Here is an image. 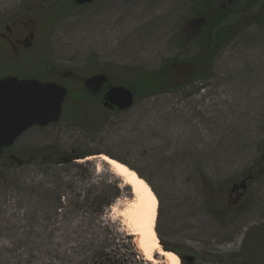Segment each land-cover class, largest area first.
<instances>
[{
  "label": "rangeland",
  "instance_id": "obj_1",
  "mask_svg": "<svg viewBox=\"0 0 264 264\" xmlns=\"http://www.w3.org/2000/svg\"><path fill=\"white\" fill-rule=\"evenodd\" d=\"M205 2L236 10L249 3L208 73L137 95L122 112L94 101L102 84L93 91L86 81L103 67L112 85L133 90L168 59L197 55L198 23L189 24ZM71 3L0 0V31L35 34L30 52L18 55L16 37H0V76L58 81L73 95L58 123L31 127L0 152V264H153L124 229L120 209L132 187L98 157L104 153L152 186L166 250L195 264H264V0ZM241 181L247 187L232 192ZM117 182L120 195L101 205Z\"/></svg>",
  "mask_w": 264,
  "mask_h": 264
},
{
  "label": "trees",
  "instance_id": "obj_2",
  "mask_svg": "<svg viewBox=\"0 0 264 264\" xmlns=\"http://www.w3.org/2000/svg\"><path fill=\"white\" fill-rule=\"evenodd\" d=\"M204 4L205 5L203 13L201 14L202 16L198 19V22L197 19L191 20V23L188 22L190 23L189 25L198 23L197 27L199 34L198 36L200 37V51L190 60L168 59L164 67H162L161 69L153 72H148L151 75L150 78H148L149 76H146V78H143L141 76L136 78L135 86H133V90L136 96L138 95L140 97H147V95L156 94L159 91H166L170 88L178 89L181 86L191 82V80H193L194 78L200 77L202 75L200 73L201 71H206L208 73V70L212 66L213 56L218 47L222 46V44L226 43L231 37H233L236 22L237 20L241 19V17L239 16H242L241 13L249 8V3L245 4L241 10H236L233 6L220 7L211 5L207 2H205ZM72 6H74V3L73 5L72 3L69 5V7ZM107 69L108 68L103 67L101 70V74L91 76L90 79L86 81V85L93 91L96 89L95 84H102V86H100L102 87L101 91L95 93L96 97H92L97 103H100L101 101L102 92L106 88H110L113 86L112 83L115 76L111 73L109 74L110 76L106 74V71H108ZM139 73L144 74L145 76L146 72L142 69H139ZM85 95L87 97H90L92 94H90L89 91L86 90ZM72 96V94L69 95V97ZM86 96L74 95V99L78 101L82 99H90ZM2 151L4 150H1L0 152ZM78 158L82 159L81 156H75L70 160ZM58 162L60 163L64 161L60 160ZM118 185V182L113 185L114 190L112 194L103 196L105 199L102 200L101 205L107 207V205L111 204L115 199H117V197L121 193L120 186ZM164 247L166 249L169 248L167 246ZM179 254L182 255L181 253Z\"/></svg>",
  "mask_w": 264,
  "mask_h": 264
},
{
  "label": "water",
  "instance_id": "obj_3",
  "mask_svg": "<svg viewBox=\"0 0 264 264\" xmlns=\"http://www.w3.org/2000/svg\"><path fill=\"white\" fill-rule=\"evenodd\" d=\"M87 5L95 0H72ZM68 88L54 81L6 76L0 79V150L12 146L28 128L58 123ZM135 102L127 86L113 85L102 96L101 105L109 110L125 111Z\"/></svg>",
  "mask_w": 264,
  "mask_h": 264
},
{
  "label": "bare ground",
  "instance_id": "obj_4",
  "mask_svg": "<svg viewBox=\"0 0 264 264\" xmlns=\"http://www.w3.org/2000/svg\"><path fill=\"white\" fill-rule=\"evenodd\" d=\"M98 157L109 164L114 174L119 175L126 185L132 187V199L121 207L120 215L123 219L124 229L133 236L136 251L153 264L159 263L155 257L156 253L161 256L164 264H182L179 255L174 251L163 249L159 240L155 229L159 201L152 186L128 164H124L106 153L99 154ZM104 157H108V159L105 160ZM113 161L115 163H112ZM117 165H122V168H118ZM114 210L116 209L114 208Z\"/></svg>",
  "mask_w": 264,
  "mask_h": 264
},
{
  "label": "flooded vegetation",
  "instance_id": "obj_5",
  "mask_svg": "<svg viewBox=\"0 0 264 264\" xmlns=\"http://www.w3.org/2000/svg\"><path fill=\"white\" fill-rule=\"evenodd\" d=\"M12 36L14 38L16 37V40L11 41V46H12V50L14 52H16L17 55L20 53V49H22V48L29 50V52H30V49L33 48L34 42H35V34L33 32L29 36L19 38L20 34H19V31L17 30V27H15V26L14 27L9 26V27H6L3 31H0V37H2V38L8 37L9 39H13ZM0 51H2V53H3L2 46H1V50ZM12 55H15V54H12ZM6 56H8V55H6ZM7 68L10 69L9 63H8ZM6 76H16V77H18L17 75H15V73H12V74L11 73H5V74H2L0 76V79L3 78V77H6ZM29 77H31V76L23 77V78H29ZM18 78H20V77H18ZM107 89H109V88H106L104 91H106ZM245 187H247V184L245 183V181L244 182L241 181V185L239 187L238 186H234L231 191L235 192L238 188L240 189V188H245ZM181 257L183 258L182 260L184 261V264H195L194 261H192V259H190V257L186 258V256L183 255V254L181 255Z\"/></svg>",
  "mask_w": 264,
  "mask_h": 264
},
{
  "label": "snow or ice",
  "instance_id": "obj_6",
  "mask_svg": "<svg viewBox=\"0 0 264 264\" xmlns=\"http://www.w3.org/2000/svg\"><path fill=\"white\" fill-rule=\"evenodd\" d=\"M104 159L107 160L108 157H104ZM112 163H115V162L113 161ZM117 167H118V168H122V165H117ZM125 171H126V169H125ZM141 183H142V182H141ZM146 254H147V253H146ZM149 258H151V257H149Z\"/></svg>",
  "mask_w": 264,
  "mask_h": 264
}]
</instances>
